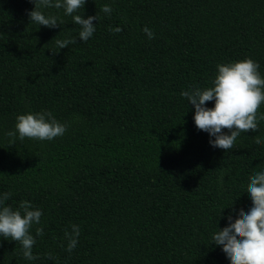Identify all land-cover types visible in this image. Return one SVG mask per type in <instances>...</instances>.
Segmentation results:
<instances>
[{"label":"trees","instance_id":"16d2710c","mask_svg":"<svg viewBox=\"0 0 264 264\" xmlns=\"http://www.w3.org/2000/svg\"><path fill=\"white\" fill-rule=\"evenodd\" d=\"M34 8L0 0V196L42 210L30 230L38 259L0 236V264H231L212 234L254 206L246 190L264 171L253 139H264V120L214 148L181 92L212 87L217 64L249 58L264 79V0H87L77 14L99 17L87 42L63 8L41 9L56 28L31 23ZM55 38L76 43L60 50ZM42 110L68 125L63 136L6 135L17 115Z\"/></svg>","mask_w":264,"mask_h":264},{"label":"clouds","instance_id":"9594fccd","mask_svg":"<svg viewBox=\"0 0 264 264\" xmlns=\"http://www.w3.org/2000/svg\"><path fill=\"white\" fill-rule=\"evenodd\" d=\"M87 0H34L35 8L28 13L31 23L48 28L58 27L55 16H46L42 8L64 9L65 15L71 16L73 23L79 26V38L87 42L96 31L94 20H99L98 14L88 16L77 14L86 4ZM101 11L111 14L112 8L105 4ZM109 31L118 33L121 28H112ZM149 39L154 33L148 27L143 29ZM55 45L58 49L76 43L74 39H57ZM54 53V52H53ZM260 65L251 58L231 63L217 64V74L212 81V87H189L181 95L195 106L194 121L199 130L209 133V143L214 148L229 150L233 147L241 133L249 130L259 131V121L264 120V114L259 117L257 111L264 102V79L258 72ZM215 100L214 108H208L207 102ZM68 128L65 123L59 122L50 111L42 110L36 113L16 116L15 130L8 131L6 135L21 141L25 138L38 140H52L63 136ZM222 129L230 130V135ZM254 143L264 145V139L255 136ZM246 192L250 194L253 207L249 212L240 209L238 218L233 222L230 214L228 226L218 228L212 234L213 244L222 246L231 264H264V171L250 175ZM11 193L0 196V236L6 240H14L21 245L23 257L27 260H36L33 255L35 236L31 234L34 225L41 223L42 210L36 209L29 201H21L19 207L13 209L5 206ZM42 227L36 228V236H42ZM80 227L71 225V231L65 229L67 240L66 251L71 253L78 244ZM11 238V239H9ZM64 246L63 244L61 245ZM49 259L53 257L49 254Z\"/></svg>","mask_w":264,"mask_h":264}]
</instances>
